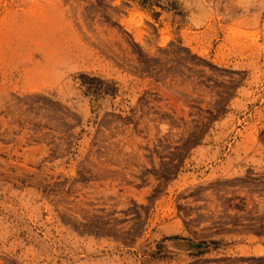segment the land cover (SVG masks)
<instances>
[{
    "label": "rangeland",
    "instance_id": "1",
    "mask_svg": "<svg viewBox=\"0 0 264 264\" xmlns=\"http://www.w3.org/2000/svg\"><path fill=\"white\" fill-rule=\"evenodd\" d=\"M261 241L264 0H0V264Z\"/></svg>",
    "mask_w": 264,
    "mask_h": 264
},
{
    "label": "crops",
    "instance_id": "2",
    "mask_svg": "<svg viewBox=\"0 0 264 264\" xmlns=\"http://www.w3.org/2000/svg\"><path fill=\"white\" fill-rule=\"evenodd\" d=\"M158 36H161V34L159 33ZM240 244H241V242L238 240V241H234V243H229V244H224V245H226V247L228 249H232L233 250V247H237V245H240ZM260 245H261V247H264V242L261 241L260 242ZM221 246H222L221 243H219V248L220 249H221ZM250 247H254L255 248L256 247V244H251ZM251 249H253V248H251Z\"/></svg>",
    "mask_w": 264,
    "mask_h": 264
}]
</instances>
